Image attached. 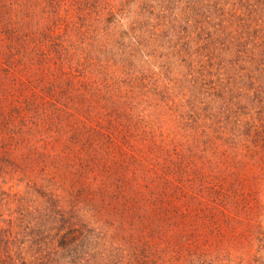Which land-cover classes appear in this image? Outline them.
Here are the masks:
<instances>
[{"label":"trees","instance_id":"trees-1","mask_svg":"<svg viewBox=\"0 0 264 264\" xmlns=\"http://www.w3.org/2000/svg\"><path fill=\"white\" fill-rule=\"evenodd\" d=\"M10 1L7 11H0V34H7L13 42L9 49L23 55L20 47H24L27 37V3ZM102 2L113 15L110 0ZM136 2L133 21L151 42L158 41L150 37L156 29L162 28L163 34L170 35L163 48L166 58L176 64L174 76H164L170 85L160 87L155 76L142 71L138 78L126 74L110 78L113 83L85 87L77 91V98L64 93L60 106L49 103L59 115L63 114V119L59 116V124L51 121L47 129L55 127L62 152L73 155L60 157L55 170L64 168L67 173L62 174L63 178L74 176L80 181L74 180L81 187L77 195L72 193L70 197L87 203L89 220L100 215L96 197L120 198L123 213H105L104 223L108 225L111 215V226L116 230L130 228L134 234L129 231L126 245L139 242L146 252L152 250H147L146 244L156 247L166 241L167 247L162 249L166 255L165 251L173 250L177 242L169 229L173 224L169 214L173 201L180 197L196 201L202 196L221 201V191L212 187L196 167L203 151L223 156H235L237 152L264 155V0ZM51 5L50 14L59 21L66 19ZM77 21L79 32L86 24L78 17ZM58 48L67 52L66 46ZM33 50L38 53L39 46ZM66 52L61 57L43 55L42 60L53 64L60 58L64 63L75 62V55ZM40 155L49 157L44 167L56 162L54 157ZM207 161L211 164L210 158ZM53 180L44 177L40 185L33 182L28 187V210L9 213V219L1 220L7 227L0 229V244L10 243L14 252L21 253V245L29 243V253L34 256L51 247L59 232L65 231L58 237L63 251L49 254L44 264H120L122 258L110 256L105 247L97 249L102 245L99 235L91 244L93 254L80 250L86 241L85 214L71 206L64 212L58 206V200L47 189ZM107 183L114 184L116 191L108 192ZM33 190L39 198H32ZM72 233L78 237L69 239Z\"/></svg>","mask_w":264,"mask_h":264},{"label":"rangeland","instance_id":"rangeland-1","mask_svg":"<svg viewBox=\"0 0 264 264\" xmlns=\"http://www.w3.org/2000/svg\"><path fill=\"white\" fill-rule=\"evenodd\" d=\"M25 1L29 13L27 37L23 40L24 47L15 44L19 45L23 55L9 49L13 42L8 40L7 34H0V229L7 227L1 220L9 219V213H26L29 206L26 192L33 182L38 186L44 177H53L47 189L58 200V206L64 212L71 206L74 211L85 214L83 233L86 241L80 248L82 252L93 254L91 244L99 235L102 245L97 249L105 247L110 256L122 258L120 264H264L262 154L237 152L235 156L233 153L223 156L203 151L201 159L196 160V167L212 187L221 191V201L214 202L206 196L196 201L181 197L173 201L169 213L173 224L169 229L177 237V242L173 250L165 251L166 255L162 251L167 247L166 241L156 247L146 244L147 250L152 249L151 253L146 252L139 242L126 245L125 237L129 231L134 234L130 228L116 230L111 226V215L107 218L108 225L104 223L105 213H123L120 198L96 197L100 215L89 220L88 213L91 212L86 208L87 203L81 198L74 201V197L72 201L70 197L72 193L77 195L81 187L74 180L80 181L74 176L63 178L62 174L67 173L64 168L55 170L59 168L60 157L72 158L73 155L62 152L57 129H47L51 121L58 125L63 116L49 103L60 106L64 93L77 98V91H83L85 87L113 83L110 78L126 74L138 78L142 71L155 76L158 86L170 85L164 76H174L176 64L166 58L167 51L163 49L170 35L163 34L159 28L150 36L158 41L153 43L148 39L133 21L137 0H110L113 15L108 14L102 0H83V5L79 4L81 0L66 3L63 0ZM183 1L185 4L187 0ZM0 3L3 13L11 1ZM51 3L56 13L66 19L59 21L50 14ZM13 5L16 8L15 2ZM77 17L88 25L82 27L81 32H77V24H80ZM59 45L66 46L68 54L75 55V62L64 63L65 60L60 58L53 64L42 60L43 55H65L63 48L57 49ZM35 46H39L38 53L33 50ZM67 100L69 98L66 99L69 103ZM42 153L54 157L56 162L44 167V160L49 157H41ZM107 190L112 193L116 188L107 183ZM191 193L194 195L195 192L191 190ZM59 197L62 198L60 202ZM32 198H39L34 190ZM64 233L59 232L58 237ZM58 237L51 247L36 252L34 256L29 253V243L21 245V253L14 252L10 243L0 244V264H44L50 259L49 254L57 252L59 255L63 251ZM72 237L78 235L72 233L69 239Z\"/></svg>","mask_w":264,"mask_h":264}]
</instances>
